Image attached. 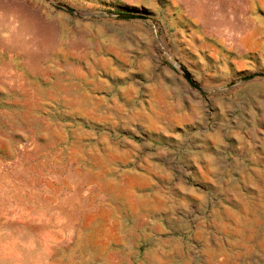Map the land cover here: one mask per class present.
Masks as SVG:
<instances>
[{"label": "rangeland", "instance_id": "374dc122", "mask_svg": "<svg viewBox=\"0 0 264 264\" xmlns=\"http://www.w3.org/2000/svg\"><path fill=\"white\" fill-rule=\"evenodd\" d=\"M255 74L264 0H0V264H264Z\"/></svg>", "mask_w": 264, "mask_h": 264}, {"label": "water", "instance_id": "95a60500", "mask_svg": "<svg viewBox=\"0 0 264 264\" xmlns=\"http://www.w3.org/2000/svg\"><path fill=\"white\" fill-rule=\"evenodd\" d=\"M63 7L72 13L75 12L73 9H71L69 7H65V6H63ZM118 17L121 19H124V20H133V21H148L149 20V18L144 16V15H136V14H125V15H119ZM184 76H185V79L190 83L191 86H193L195 89L202 92L203 94L218 93V92L224 90V88H220V89H216V90H212V91H204L201 87L197 86L193 82V80L191 79L190 76H188L185 73H184ZM242 81H245V82H256V81L264 82V74L251 75V76L243 78ZM235 84H237V83H233L232 85H235Z\"/></svg>", "mask_w": 264, "mask_h": 264}]
</instances>
